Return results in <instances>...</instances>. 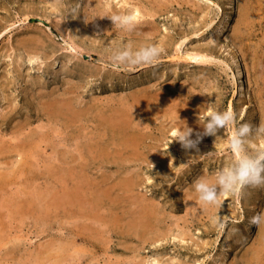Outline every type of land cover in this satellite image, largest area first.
I'll use <instances>...</instances> for the list:
<instances>
[{
  "label": "rangeland",
  "instance_id": "1",
  "mask_svg": "<svg viewBox=\"0 0 264 264\" xmlns=\"http://www.w3.org/2000/svg\"><path fill=\"white\" fill-rule=\"evenodd\" d=\"M149 42L162 50L151 65L109 59ZM214 109L264 124V0H0V264H262L264 223L250 217L264 187L215 204L193 187L236 159V124L195 148L173 139L184 123L195 138ZM259 149L264 135L250 136L245 150Z\"/></svg>",
  "mask_w": 264,
  "mask_h": 264
},
{
  "label": "clouds",
  "instance_id": "2",
  "mask_svg": "<svg viewBox=\"0 0 264 264\" xmlns=\"http://www.w3.org/2000/svg\"><path fill=\"white\" fill-rule=\"evenodd\" d=\"M112 25L131 32L135 28V18L126 14H112L108 16ZM161 48L155 42H149L133 47L124 44L112 48L109 59L117 65H151L161 54ZM229 124H236L230 138L229 146L237 154L227 166L222 167L215 175L214 180L205 177L197 179L194 190L199 200L207 203H219L217 196L222 192H232L245 187H264V149L248 152L245 146L252 135H264V124L257 125L255 129L248 122H237L236 113L230 109L211 110L202 118L200 125L202 131L192 137L193 129L186 123L177 129L173 139L178 141L185 149L195 148L202 135H214L218 129ZM250 223L259 225L264 223V210L250 217Z\"/></svg>",
  "mask_w": 264,
  "mask_h": 264
},
{
  "label": "bare ground",
  "instance_id": "3",
  "mask_svg": "<svg viewBox=\"0 0 264 264\" xmlns=\"http://www.w3.org/2000/svg\"><path fill=\"white\" fill-rule=\"evenodd\" d=\"M152 6H153V5H152ZM218 8H219V7H218ZM230 8H231V7H230ZM118 9H119V8H118ZM136 9H137V8H136ZM149 9H150V8H149ZM154 9H156V8H154ZM137 10H138V9H137ZM111 11H112V10H111ZM151 11H152V10H151ZM102 13H103V12H102ZM111 13H112V12H111ZM146 13H147V12H146ZM146 13H145V14H146ZM150 13L153 14V12H150ZM154 13H155V12H154ZM225 13H226V12H225ZM244 13H245V12H244ZM131 14H132V13H131ZM136 14H137V13H135L134 16H135ZM223 14H224V13H223ZM141 16L143 17V15H141ZM146 16H147V15H146ZM221 16H223V15H221ZM136 17H137V16H136ZM149 17H150V16H149ZM151 17H152V15H151ZM227 17H228V16H227ZM227 17H226V15H225V16H223V18H221L222 20H221V23H219V24H220L219 27H221V28H224V27H225L226 21L229 19V18L227 19ZM144 18H145V17H144ZM148 19H149V18H148ZM135 20H136V19H135ZM144 20H145V19H144ZM136 21H137V20H136ZM146 21H147V19H146ZM149 21H150V20H149ZM149 21H148V22H149ZM138 22H139V21H138ZM107 23H108V22H107ZM135 23H136V22H135ZM137 24H138V23H137ZM144 24H145V23H144ZM138 25H139V24H138ZM219 27H218V28H219ZM136 28H137V27H136ZM138 29H139V27H138ZM215 29H216V28H215ZM133 30H134V29H133ZM131 32H132V31H131ZM134 32H135V31H134ZM136 32H138V31H136ZM34 37H35V36H34ZM26 40H28V39H26ZM26 40H24V41H26ZM36 40H37V39H36ZM36 40H35V41H36ZM28 41H29V40H28ZM31 41H33V40H31ZM41 41H42V40H41ZM22 42H23V41H22ZM36 42H37V41H36ZM25 43H26V42H25ZM28 45H29V43H28ZM29 46H30V45H29ZM33 49H34V48H33ZM237 55H238V54H237ZM29 58H30V57H29ZM84 62H85V61H84ZM229 62H230V61H229ZM92 66H93V65H92ZM228 66H229V65H228ZM88 67H89V66H88ZM95 67H96V66H95ZM90 68H91V67H90ZM87 69H88V68H87ZM95 69H96V68H95ZM88 70H89V69H88ZM229 73H230V78H232V81L234 82V86H235V89H234V91H233V95H235V97H236L237 95H239V96L242 95V96H243L244 91H245V86H246V85H245V83H244V81H243V78H242V74H241V73H242V72H241V64H240V62H239V58H238V56H236V55H233V57L231 58ZM145 91H146V90H145ZM138 95H139V94H138ZM242 96H241V97H242ZM137 98H138V97H137ZM239 98H240V97H239ZM138 99H139V98H138ZM153 99H154V98H153ZM43 101H44V100H43ZM48 102H49V101H48ZM139 102H140V101H139ZM50 103H51V102H50ZM41 104H42V102H41ZM43 104H44V103H43ZM122 104H123V103H122ZM138 104H139V103H138ZM50 105H51V104H50ZM123 105H124V104H123ZM146 105H147V104H146ZM42 106H43V105H42ZM48 107H49V106H48ZM52 107H53V106H52ZM54 107H55V106H54ZM123 107H124V106H123ZM39 108L41 109V107H39ZM45 108H46V107H45ZM45 108H44V109H45ZM50 108H51V107H50ZM55 108H57V107H55ZM58 108H59V107H58ZM60 108H61V107H60ZM40 109H39V110H40ZM46 109H47V108H46ZM121 109H122V108H121ZM147 109H148V108H147ZM126 110H127V108H126ZM44 111H45V110H44ZM46 111H48V110H46ZM124 111H125V110H124ZM134 111H135V110H134ZM48 112H49V111H48ZM62 112H64V111H62ZM122 112H123V111H122ZM135 112H136V111H135ZM146 112H147V111H146ZM64 114H65V113H64ZM120 117H121V116H120ZM122 117H123V118L125 117V115L123 116V113H122ZM118 118H119V117H118ZM127 118H128V117H127ZM127 118H126V119H127ZM128 119H130V117H129ZM128 119H127V120H128ZM124 120H125V119H124ZM120 121H122V120L120 119ZM125 121H126V120H125ZM125 121H124V122H125ZM117 122H118V121H117ZM127 123H130V124H131V122H129V121H128ZM127 123H126V124H127ZM109 124H110V122H109ZM112 124H113V123H112ZM119 124H120V123H119ZM116 125H117V124L115 123V126H116ZM121 125H122V124H121ZM131 125H132V124H131ZM136 125H138V124H136ZM110 126H111V124H110ZM112 126H114V125H112ZM122 126H125V125L123 124ZM127 126H128V125H127ZM116 127H119V126H116ZM129 127H130V126H129ZM110 128H112V127H110ZM131 128H132V127H131ZM115 129H117V128H115ZM118 129H119V128H118ZM121 129L123 130L124 128L122 127ZM119 130H120V129H119ZM119 130H118V131H119ZM122 130L120 131V133L122 132ZM129 130H130V129H129ZM132 130H133V129H132ZM115 131H116V130H115ZM118 131H117V132H118ZM141 131H142V130H141ZM162 131H163V130H162ZM124 132H125V131H124ZM135 132H136V131L134 130V132H132V133L134 134ZM118 133H119V132H118ZM128 133H131V131H129ZM128 133H127V131H126L125 134H124V133H123V134L126 135V134H128ZM139 133L142 135L141 132H139ZM144 133H145V132H144ZM116 134H117V133H116ZM133 134H132V135H133ZM140 134L138 135V133H137L138 136H141ZM117 135H118V134H117ZM120 135H121V134H120ZM134 135L136 136V134H134ZM118 136H119V135H118ZM127 136H128V137H126V136H123V137L131 138V136L129 137V134H128ZM142 136H143V137H147V136H144V135H142ZM142 136H141V138H142ZM132 137H134V136H132ZM120 138H121V137H120ZM122 139H123V138H122ZM122 139H121V140H122ZM134 139H135V138H134ZM145 139L147 140V138H145ZM130 140H132L130 146H133L132 143L135 142V141H133V139H129V141H128L129 143H130ZM135 140H136V139H135ZM139 140H141V139L139 138ZM146 140H145V142H144L145 144H146ZM22 141H23V140H22ZM123 141L125 142V140H123ZM136 141H137V140H136ZM143 141H144V140H143ZM128 142H126V144H129ZM138 143H139V142H138ZM31 144H32V143H31ZM89 144H90V143H89ZM142 144H143V143H142ZM148 144H149V142H148ZM148 144H147V145H148ZM28 145H29V144H28ZM33 145H34V144H33ZM90 145H91V144H90ZM147 145H146V146H147ZM136 146H137V145H136ZM136 146H135V148L138 147V146H137V147H136ZM139 146H140V145H139ZM30 147H31V146H30ZM140 147H142V145H141ZM148 147H149V146H148ZM27 148H28V147H27ZM131 148H132V147H131ZM145 148H147V147H145ZM29 149H30V148H28V150H29ZM80 149H81V148H80ZM87 149H88V147H87ZM133 149H134V148H133ZM142 149H143V148H142ZM30 150H31V149H30ZM134 150H135V149H134ZM144 150H145V149H144ZM83 151H84V150H83ZM85 151H86V150H85ZM129 151H130V150H129ZM147 151H148V150H146V153H147ZM26 152H27V151H26ZM141 152H142V151H141ZM148 152H151V151H148ZM142 154H143V153H142ZM154 154H155V153H154ZM26 155H28V154H26ZM26 155H25V156H26ZM149 155H151V154H148V157H149ZM23 156H24V155H23ZM144 156H145V154L143 155V158H144ZM145 157H146V156H145ZM157 158H158V157H157ZM23 159H24V158H23ZM147 159H148V158H147ZM152 159H153V158H152ZM81 160H82V159H81ZM145 161H146V160H145ZM151 161H152V160H151ZM153 161H154V160H153ZM156 161H157V160H156ZM156 161H155V162H156ZM83 163H84V161H83ZM158 163H159V162H158ZM154 164H155V163H154ZM132 179H133V178H132ZM133 182H134V181H133ZM73 183H74V182H73ZM137 183H138V182H137ZM133 184H134V183H133ZM129 195H130V194H129ZM140 196H141V195H140ZM136 199H137V198H136ZM130 200H131V199H130ZM133 200H134V199H133ZM138 201H139V200H138ZM130 202H132V201H130ZM135 202H136V201H135ZM141 202H142V201H141ZM137 203H138V202H137ZM137 203H136V204H137ZM139 203H140V202H139ZM146 203H147V202H146ZM149 203H150V202L147 203V205H148V206L146 205L147 207H151V206H149ZM142 204H143V203H140L138 207L140 208V205H142ZM144 204H145V203H144ZM152 204H153V203H152ZM153 205H154V204H153ZM153 205H152V206H153ZM157 206H159V204H158ZM141 207H143V208L145 209L144 206H141ZM147 207H146V208H147ZM155 208H156V206H155ZM155 208H153L152 210H154ZM135 209H136V208H135ZM148 209H150V208H147V211H149ZM141 210H142V209H141ZM150 210H151V209H150ZM144 211H145V210H144ZM155 211H156V210H155ZM155 211H154V213H155ZM156 212H157V211H156ZM160 212H161V211H160ZM145 213H146V212H145ZM152 213H153V212H152ZM131 214H132V213H131ZM146 214H147V213H146ZM146 214H145V215H146ZM149 214H150V211H149ZM156 214H159V213L157 212V213H155V215H156ZM132 215H133V214H132ZM136 215H138L137 212H136ZM159 215H160V214H159ZM133 216H134V215H133ZM140 216H141V215H140ZM140 216H139V217H140ZM143 216H144V214H143ZM147 216H148V215H147ZM148 217H149V216H148ZM151 217H154V216L152 215ZM151 217H150V219L153 220V218H151ZM161 217H162V216H161ZM98 218H99V217H98ZM130 218H131V217H130ZM144 218H145V216H144ZM162 218H163V217H162ZM119 219H120V218H119ZM137 219H138V218H137ZM137 219H136V220H137ZM133 220H134V218H133ZM136 220H135V221H136ZM138 220H139V219H138ZM140 220H141V218H140ZM143 220H144V219H143ZM119 221H120V220H119ZM123 221H124V220H123ZM144 221H145V220H144ZM149 221H150V220H148V222H149ZM153 221H154V220H153ZM162 221H163V220H162ZM128 222H129V221H128ZM138 222H139V221H138ZM146 222H147V221H146ZM146 222H144V223H146ZM148 222H147V223H148ZM139 223H140V222H139ZM152 223H154V222H152ZM156 223H157V222H156ZM156 223H155V224H156ZM149 224H150V223H149ZM158 224H159V223H158ZM164 224H165V223H164ZM123 225H124V224H123ZM135 225H136V224H135ZM135 225H133V226H135ZM140 225H141V223H140ZM145 225H146V224H145ZM150 225H151V224H150ZM126 226H128V225L126 224ZM130 226H132V222H131V225H130ZM148 226H149V225H148ZM122 228H123V227H122ZM124 228H127V227L124 226ZM145 228H146V227H145ZM149 228H150V227H149ZM161 228H162V227H161ZM128 229H130V228H128ZM128 229H127V231H128ZM137 229H138V228H137ZM152 229H153V228H152ZM165 229H166V228H165ZM131 230L135 231V228H133V229L131 228ZM145 230H146V229H145ZM155 230H156V229H155ZM157 230H158V229H157ZM124 231H125V230H124ZM137 231H138V230H137ZM137 231L134 232V233L138 235V233L141 232V231H140V230H139V232H137ZM151 231H152V230H151ZM151 231H150V232H151ZM159 231H160V229H159L158 231H156V233H158ZM258 231H259V230H258ZM128 232H129V231H128ZM145 232H146V231H145ZM160 232H161V231H160ZM163 232H164V231H163ZM129 233H130V232H129ZM129 233H128V234H129ZM131 233H132V232H131ZM134 233H133V234H134ZM148 233H149V232H148ZM152 233H153V232H152ZM259 233H260V232H259ZM139 234H140V233H139ZM145 234H146V233H145ZM157 235H158V234H157ZM130 236L132 237V235H130ZM141 236H142V235H141ZM173 237H174V236H173ZM134 238H135V237H134ZM175 238L177 239V237H175ZM261 238H262V237H261ZM172 239H173V238H172ZM181 239H183V238H181ZM137 240H138V239H137ZM261 241H262V240H261ZM263 243H264V242H263ZM249 246H250V245H249ZM263 247H264V246H263ZM254 248H255V246H254ZM255 249H256V248H255ZM255 249H254V250H255ZM254 250H253V251H254ZM256 250H257V249H256ZM255 252H256V251H255ZM249 253H250V252H249ZM260 254H261V253H260ZM259 256H260V255H259ZM245 259H247V258H245ZM249 259H250V258H249ZM254 259H255V258H254ZM256 260H257V259H256ZM256 262H257V261H256ZM263 263H264V262H263ZM263 263H262V264H263Z\"/></svg>",
  "mask_w": 264,
  "mask_h": 264
}]
</instances>
